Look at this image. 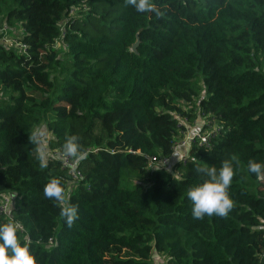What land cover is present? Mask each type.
<instances>
[{
	"label": "trees",
	"instance_id": "1",
	"mask_svg": "<svg viewBox=\"0 0 264 264\" xmlns=\"http://www.w3.org/2000/svg\"><path fill=\"white\" fill-rule=\"evenodd\" d=\"M152 2L160 15L126 0H0V26L24 45L0 37V205L16 201L0 225L37 264H263L264 179L248 162L264 164V0ZM198 115L215 125L207 143L150 166L186 131L178 118ZM71 136L87 153L72 185L60 159L40 165L42 143L63 154ZM225 160L233 209L194 219L187 192L208 179L195 169ZM52 178L78 206L72 227L43 195Z\"/></svg>",
	"mask_w": 264,
	"mask_h": 264
},
{
	"label": "clouds",
	"instance_id": "2",
	"mask_svg": "<svg viewBox=\"0 0 264 264\" xmlns=\"http://www.w3.org/2000/svg\"><path fill=\"white\" fill-rule=\"evenodd\" d=\"M126 3L133 6L138 13L154 12L160 15L152 0H126ZM63 156L73 158L76 162L86 158L87 153L81 151L78 137H66L63 145ZM40 165L47 167V160L43 155H41ZM155 169L159 171V168ZM248 170L257 179H264V164L250 160ZM195 171L203 173L208 179L187 192V197L193 204V218L203 219L205 216L211 217L213 215L227 218L234 207L228 192L235 175L232 162L223 161L219 171L215 166L196 168ZM66 191L60 179L52 178L44 186L43 195L46 199L57 202L60 217L68 227H72L75 221L79 219L78 206L71 203ZM0 264H37L35 257L29 251L28 238L25 237V243L21 244L17 236V228L12 223L0 225Z\"/></svg>",
	"mask_w": 264,
	"mask_h": 264
},
{
	"label": "built area",
	"instance_id": "3",
	"mask_svg": "<svg viewBox=\"0 0 264 264\" xmlns=\"http://www.w3.org/2000/svg\"><path fill=\"white\" fill-rule=\"evenodd\" d=\"M2 31H6V29L3 28ZM6 39H7L6 37L5 38L1 37L2 42H4ZM14 39H16V38H14ZM16 42H17L19 48L22 49L24 47V45L20 44L17 39H16ZM178 120H179L178 123L179 124L183 123L186 126V131H189V124L187 123V121L185 119H182V118H178ZM209 127H211V126H209ZM210 134H211V130L207 131L204 129L201 131V129H200L199 134H197L194 138L193 137L188 138V140L191 141L192 143H207V141L210 137ZM185 143H186L185 140L182 141L179 145L174 143V145L172 146L171 154L168 157L158 158L156 156H151L149 158L148 164L152 167H158V168H166L169 166V164H171V166H172L173 161L177 160V159L173 158V155L179 154L178 147L184 146ZM46 150L47 151L45 152V155H48V157H51V158L60 159L62 162V166L66 167L69 170L70 177H71V179L69 181L70 185H72V183H76L79 181V179L81 178V174L77 169L78 162H76L73 158L63 156V154L59 153L58 151H52V150H49L48 148ZM185 156L179 154L178 159L182 160V159H184ZM11 202H12V199L10 198V196L2 194L1 195L0 211L6 214L8 205H10ZM160 264H167V263L165 261H162V262H160Z\"/></svg>",
	"mask_w": 264,
	"mask_h": 264
},
{
	"label": "rangeland",
	"instance_id": "4",
	"mask_svg": "<svg viewBox=\"0 0 264 264\" xmlns=\"http://www.w3.org/2000/svg\"><path fill=\"white\" fill-rule=\"evenodd\" d=\"M3 28H5V27L4 26L3 27L0 26V37L3 34L2 37H4V38L6 37L7 38L3 43L4 44H11V45H14L15 47H19L17 42H16V39H14L15 38L14 35L16 34V30H14V29L13 30H9L8 29V31L7 30L6 31H2ZM61 45L62 44L59 43V46H57L58 50L62 49ZM197 118L198 119H196V121L194 122L195 126L192 127V126L189 125V131L180 132V134L176 137V141L174 143H176L177 145H179L184 140L186 141L184 146L178 147V151H179L180 155H183V156L187 155L188 148H189V146L192 143L191 141L188 140V138H191V137L194 138L197 134H199V130L202 127H204V125H205L204 129L207 130V131L208 130H212V129L215 128V125L214 124L211 125L209 123V121L205 120V122L203 123V121L199 117H197ZM209 125H211V127H213V128L209 127ZM46 135L47 134L44 132V137L43 138H44L45 142L47 141V139L45 138ZM43 148H44V144L42 143L41 147H40V150L42 151ZM179 154H174L173 158L179 160L178 159L179 158ZM170 167H171V164H169V166L166 167V168H170ZM263 259H264V256H263ZM158 262L160 263V260H158ZM263 264H264V260H263Z\"/></svg>",
	"mask_w": 264,
	"mask_h": 264
},
{
	"label": "crops",
	"instance_id": "5",
	"mask_svg": "<svg viewBox=\"0 0 264 264\" xmlns=\"http://www.w3.org/2000/svg\"><path fill=\"white\" fill-rule=\"evenodd\" d=\"M197 117H199V118L203 121V123L205 122V119L201 118L200 116H197ZM196 119H198V118H196ZM195 121H196V120H195ZM195 121H194V122H195ZM193 126H195L194 123H193L192 127H193ZM47 148H48V147L45 145L44 148L42 149L43 154H45V152L47 151V150H46ZM43 156H44V158H48V155H43ZM4 194L10 196V198L12 199L11 204H13V206H14V205L16 204V201H14L13 195L10 194V193H4ZM155 257H156V256H155Z\"/></svg>",
	"mask_w": 264,
	"mask_h": 264
},
{
	"label": "water",
	"instance_id": "6",
	"mask_svg": "<svg viewBox=\"0 0 264 264\" xmlns=\"http://www.w3.org/2000/svg\"><path fill=\"white\" fill-rule=\"evenodd\" d=\"M132 48L135 49L136 48V44H134Z\"/></svg>",
	"mask_w": 264,
	"mask_h": 264
}]
</instances>
